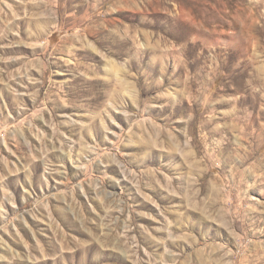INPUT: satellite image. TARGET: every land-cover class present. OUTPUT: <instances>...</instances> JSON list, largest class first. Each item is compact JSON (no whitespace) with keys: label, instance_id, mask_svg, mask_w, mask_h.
I'll list each match as a JSON object with an SVG mask.
<instances>
[{"label":"rangeland","instance_id":"rangeland-1","mask_svg":"<svg viewBox=\"0 0 264 264\" xmlns=\"http://www.w3.org/2000/svg\"><path fill=\"white\" fill-rule=\"evenodd\" d=\"M0 264H264V0H0Z\"/></svg>","mask_w":264,"mask_h":264},{"label":"bare ground","instance_id":"bare-ground-1","mask_svg":"<svg viewBox=\"0 0 264 264\" xmlns=\"http://www.w3.org/2000/svg\"><path fill=\"white\" fill-rule=\"evenodd\" d=\"M200 127V126H199Z\"/></svg>","mask_w":264,"mask_h":264}]
</instances>
